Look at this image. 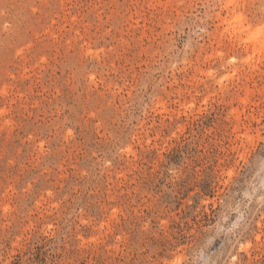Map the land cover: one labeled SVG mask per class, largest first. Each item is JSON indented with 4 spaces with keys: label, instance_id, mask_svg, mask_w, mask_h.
<instances>
[{
    "label": "rangeland",
    "instance_id": "1",
    "mask_svg": "<svg viewBox=\"0 0 264 264\" xmlns=\"http://www.w3.org/2000/svg\"><path fill=\"white\" fill-rule=\"evenodd\" d=\"M262 26L264 0H0V264H264Z\"/></svg>",
    "mask_w": 264,
    "mask_h": 264
},
{
    "label": "bare ground",
    "instance_id": "2",
    "mask_svg": "<svg viewBox=\"0 0 264 264\" xmlns=\"http://www.w3.org/2000/svg\"><path fill=\"white\" fill-rule=\"evenodd\" d=\"M231 19L232 20L228 24H230L232 26V28L234 29V32H240V31L244 30V27L243 28L240 27V25H241L240 23H239L240 25L238 27L239 16H232ZM225 22H228V19ZM250 29L251 30H247L246 39L252 43L251 47H253V50H256V51L263 50L264 49V27L263 26L258 27V28H255L253 30H252V28H250Z\"/></svg>",
    "mask_w": 264,
    "mask_h": 264
}]
</instances>
